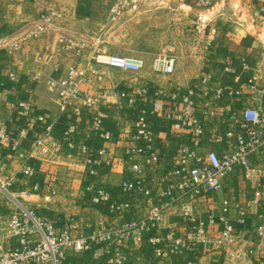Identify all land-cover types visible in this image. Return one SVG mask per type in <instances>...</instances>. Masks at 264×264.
I'll return each instance as SVG.
<instances>
[{"label": "built area", "instance_id": "built-area-1", "mask_svg": "<svg viewBox=\"0 0 264 264\" xmlns=\"http://www.w3.org/2000/svg\"><path fill=\"white\" fill-rule=\"evenodd\" d=\"M142 0H114L110 6V18L115 21L126 12L137 8ZM169 5L168 0H146ZM190 8L208 9L219 0H179ZM264 3V0H262ZM54 17H61L62 11L52 10ZM42 32L33 30L14 43L33 42ZM62 51L79 52L71 38L59 40ZM94 52L86 67L81 70L72 63L60 77H49L47 88L60 104V113L83 114L92 118V131L96 140H119V134L105 125L106 112L97 111L101 97L83 89L90 73H97L100 65H107L126 71L139 72L145 67L140 58L121 55H106L95 43ZM177 57L167 52L154 56L152 70L163 76L175 72ZM224 73L245 76L234 84L213 88L211 74L201 79L200 86L188 87L184 91H168L156 87L152 94L168 97L182 105L181 112L168 118L176 128L191 130L195 140L177 139L171 154L172 166L160 168L163 155L159 151L156 121L165 118L163 112L137 108L140 95L150 94V89L134 88L116 93L119 110L134 119V129L128 135L120 136L124 146L120 158L114 162L125 164L126 171L119 190L114 193L103 183L87 180L83 203L106 213L109 219L91 223L85 216L61 217L49 214L50 204L67 187L71 180L63 178L57 169L44 170V164L63 155L84 166V177H94L104 162L103 152L87 137L78 138L80 127L70 125L58 135H53V126L47 125L42 134L37 126L45 118L36 115L32 103L22 104V118L25 125L18 136L8 125L0 126V264H136L135 251H139L147 264H162L181 259L183 264H199V252L213 245L223 250L234 249L238 242L237 233L230 228H220L228 221L227 215L232 200L226 198L204 206L202 199L224 188L226 178L239 170L247 177L252 172L260 173L258 166L264 163V77L261 70L248 57H242L238 66L227 59ZM238 73V74H237ZM12 82L17 81V72H11ZM247 89L258 92L262 104L257 107L245 105L241 109L230 108L228 112H207L211 117L221 114L224 120L222 132L208 128L199 117L198 108L203 96L209 104L224 98L240 101L246 97ZM205 102V101H204ZM11 106L16 102L10 100ZM33 144L26 152L22 150L23 140ZM223 142L220 148L215 144ZM208 146L206 151L199 146ZM8 149V150H7ZM7 150L6 155L3 154ZM15 162L18 168H13ZM110 164V161L106 162ZM161 169V170H159ZM159 171V172H158ZM158 172V173H156ZM42 174L46 175L42 177ZM257 187L262 192L261 206L264 208V179ZM217 212H219L217 214ZM248 205L240 208L245 216ZM168 217L179 221L176 225L166 224ZM257 237L264 235V223L256 226ZM250 248L233 250V257L240 260L253 255Z\"/></svg>", "mask_w": 264, "mask_h": 264}, {"label": "crops", "instance_id": "crops-1", "mask_svg": "<svg viewBox=\"0 0 264 264\" xmlns=\"http://www.w3.org/2000/svg\"><path fill=\"white\" fill-rule=\"evenodd\" d=\"M168 1L170 6L179 4L180 9H191L189 5L181 6L179 0ZM113 2L114 0H0V126L8 125L14 130V137L18 136L20 128L25 125L22 104L32 103L35 114L43 116L46 120L43 125L37 126L38 134H42L45 126L52 125V133L56 136L70 125L76 124L80 127L77 137H87L103 151L101 158L104 162L99 167L97 175L90 178L84 177L82 164L63 155L44 164V170L55 168L63 178L69 176L71 180L67 187H62L61 194L47 204L50 208L49 214L60 215L63 218L74 214L78 215L77 219L82 215L93 224L99 219L109 218L105 212L92 209L82 202L86 194L85 182L92 180L103 183L114 193L119 190L126 166L114 162V159L120 158L122 154L125 141L120 136L128 135L134 129V119L122 113L117 106L115 96L117 91L144 87L150 89V94L138 97L136 105L140 109L163 112L166 116L155 123L159 151L163 155L160 168H164L173 165L170 158L176 140L182 138L195 140V136L191 130L176 128L168 118L172 113L181 112V103L168 97H156L152 94L154 88L184 91L188 87L200 86L201 79L209 74L213 76L210 85L213 88L234 84L237 79L244 82L245 76L242 74L237 77L224 73L227 59L238 66L242 57H248L259 67L264 77V39L259 31L264 25L262 0H219L215 5L219 6L216 11L218 13L208 22L211 25L207 40L210 44L209 50L200 48L199 55L195 56L196 62L201 68H205V72L201 75L182 72L181 60L179 61L176 56L175 72L167 77L152 70V62L158 50L151 54L142 50L141 34L137 26L142 19L157 20L158 17L164 16L172 20V13H161L160 8H155L154 2L142 0L137 8L112 21L109 10ZM215 6L211 9H216ZM53 9L61 10L62 16L54 17ZM39 28L42 32L35 41L23 44L19 42L20 47L14 48V43H18L29 32ZM62 37L73 39L80 51L78 53L62 51L59 43ZM97 40L101 52L106 55L140 58L145 62V67L139 72L100 65L97 73H90L89 79L83 84L85 91L101 97V103L96 109L107 113L105 125L119 134V140H96L90 116L85 114L77 116L71 113L62 115L57 98L50 93L46 84L49 77H60L72 63H77L83 70L92 57L93 46ZM11 72H17L16 82L10 79ZM245 95L246 97L240 101L226 97L215 104H209L203 96L205 102L203 101L197 110L201 112L199 117L205 120L208 128H218L221 131L224 126L223 116L218 114L211 117L207 112L222 113L228 112L230 108L241 109L245 105L257 107L262 104L260 93L247 89ZM10 100L15 101L16 106H11ZM32 144L30 139L23 140L22 150L26 152ZM215 145L224 147L223 142H217ZM198 149L206 151L208 146H199ZM7 150H4V155L8 153ZM108 161L110 164L106 163ZM258 166L262 169L260 173L252 172L247 177L244 170H239L225 179L222 190L201 200L204 206L212 202L213 196L218 201L226 198L232 200L233 204L227 215L228 221L221 223L219 227L221 229L227 227L237 233L238 242L232 250L209 245L199 252V264H264V235L262 237L256 235V226L264 223V208L260 202L262 192L257 187L258 182L264 179V163ZM18 167L19 163L15 162L13 168ZM44 176L46 175L42 174V177ZM246 205L248 212L241 216L240 208ZM177 223L174 217H168L166 220V224ZM237 248L243 252L253 248L255 252L236 260L233 257V250ZM134 253L136 264H147L146 258L139 251ZM162 264H183V261L166 260Z\"/></svg>", "mask_w": 264, "mask_h": 264}, {"label": "rangeland", "instance_id": "rangeland-1", "mask_svg": "<svg viewBox=\"0 0 264 264\" xmlns=\"http://www.w3.org/2000/svg\"><path fill=\"white\" fill-rule=\"evenodd\" d=\"M154 4L156 9L160 8L159 12L172 13V20L164 16L158 17L157 20L142 19L137 26L139 34H141L142 50L147 54H151L154 50H158L157 53L173 54L178 57L179 61L181 60L182 72L194 75L203 74L205 68H201V65L196 62L195 56L199 55L200 48L209 50L210 44L207 43V40L211 25L208 22L216 16L219 6H215L217 9H211L212 7L208 9H180L179 4L172 6L160 5L161 3L155 2ZM263 28L264 25L260 27L259 31L263 34L261 37L264 39ZM80 264H87V262L82 260Z\"/></svg>", "mask_w": 264, "mask_h": 264}, {"label": "bare ground", "instance_id": "bare-ground-1", "mask_svg": "<svg viewBox=\"0 0 264 264\" xmlns=\"http://www.w3.org/2000/svg\"><path fill=\"white\" fill-rule=\"evenodd\" d=\"M217 9V8H216ZM212 12V11H211Z\"/></svg>", "mask_w": 264, "mask_h": 264}]
</instances>
